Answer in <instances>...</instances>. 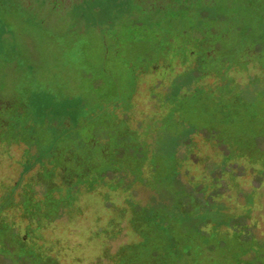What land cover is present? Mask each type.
I'll list each match as a JSON object with an SVG mask.
<instances>
[{
    "label": "rangeland",
    "instance_id": "374dc122",
    "mask_svg": "<svg viewBox=\"0 0 264 264\" xmlns=\"http://www.w3.org/2000/svg\"><path fill=\"white\" fill-rule=\"evenodd\" d=\"M230 2L239 29L207 60L201 35L169 36L177 22L162 35L124 17L129 0H0V87L17 97L0 130V264H264V67L237 63L264 47V0L206 3L215 17ZM82 117L100 125L73 149L53 126ZM107 144L72 183L41 180Z\"/></svg>",
    "mask_w": 264,
    "mask_h": 264
},
{
    "label": "flooded vegetation",
    "instance_id": "af4514ba",
    "mask_svg": "<svg viewBox=\"0 0 264 264\" xmlns=\"http://www.w3.org/2000/svg\"><path fill=\"white\" fill-rule=\"evenodd\" d=\"M170 0H133V3H131L129 6H127L123 11H126L129 9L128 12L134 11V14L137 15V11H141L143 14L147 16L148 19L153 20V22H156L158 24L163 25V29L161 32H167L165 30L167 28V24L169 21L177 22L178 28L177 31H171V34L169 36H173L177 40H189L190 42L193 43L194 38L197 35H201L202 38L205 40V43L207 45L206 51H205V58L207 60H212L215 56V51L218 49V45H221L222 41H230L231 40V33H234V28L236 30L239 29V21L240 19L237 18L238 20V25H234V20L230 19V15L234 16L236 10L233 7V4L230 2L231 6L229 7L230 9L233 7L234 11L225 13V12H219L218 14L215 15V17L210 15L209 11V4L203 3L200 5V9L198 8L199 11L192 9H186L187 12L192 13L195 12V20L190 22L189 20L184 19L183 20H171L169 19V13L172 11L170 10L169 12L164 10L166 2L168 3ZM209 1L210 3H214L215 1L219 0H206L205 2ZM232 1V0H230ZM169 6V3H168ZM122 8V7H121ZM170 8H175L170 5ZM180 8V7H179ZM232 9V10H233ZM162 16H161V14ZM61 17L58 20V25L60 28L64 26V21L66 20V15L64 12L60 13ZM124 17H127V15H123ZM166 18V19H165ZM242 22V20H241ZM184 24V25H182ZM189 24V25H188ZM233 30L231 31V29ZM158 31V33H161ZM169 33V32H168ZM167 34V33H166ZM107 40H109L107 38ZM106 40V41H107ZM214 50V55L213 57H209V51ZM110 49H107L106 47V53H109ZM243 55L249 56V55H254L258 59H260L262 66L264 67V59L262 56H264V47H260L259 44L256 43H246V46L243 49V52L241 56L237 59V63L241 64L243 63L241 61V57ZM155 63V62H154ZM218 63L220 65H225L226 60L224 58H221ZM9 65V76L10 78L16 79V71H15V65L12 63H7ZM154 67V65L152 66ZM3 69L0 67V77ZM1 85V84H0ZM17 101V97L15 93L13 94H6L5 92L2 91L0 87V130L3 129L7 124L8 121L5 118V113L10 112L11 109L15 106V103ZM107 115V113H106ZM81 120H84L85 123L82 122H69L66 121L64 124H54L53 127H55L57 130V137L61 141L64 139L69 140L71 145L73 146V149H78L75 144L78 138L81 141H84L87 146H92L95 142V130L99 127L100 121L98 118L95 120L89 121L85 120L84 117H82ZM79 131V132H78ZM78 133H80V136L77 137ZM93 140V141H92ZM80 144V143H79ZM108 146V151L104 154V146L102 147L100 153L95 156L91 161H88L86 158H84L81 153L77 152L73 154V157H69L66 155H62L60 158V161H58V171L59 175L58 178L56 179L54 177L50 178H44L42 177V181L47 184L48 187L54 188L58 182L61 181L65 184H70L73 182V180L76 177H82V175L87 172L90 168L91 165H100V163L107 159L109 157V145ZM53 151L56 153L58 152V147L54 148ZM57 156L59 155L58 153L56 154ZM67 162V163H65ZM71 163V164H70ZM79 165V169L74 170L72 166ZM47 171V169H45ZM55 181H54V180ZM51 180V181H50ZM52 182V183H51Z\"/></svg>",
    "mask_w": 264,
    "mask_h": 264
},
{
    "label": "trees",
    "instance_id": "16d2710c",
    "mask_svg": "<svg viewBox=\"0 0 264 264\" xmlns=\"http://www.w3.org/2000/svg\"><path fill=\"white\" fill-rule=\"evenodd\" d=\"M199 1V4L201 5V4H203V3H206L205 1L206 0H198ZM132 2L129 0V3L128 4H131ZM170 4H172V6L173 7H175V6H179L180 8L182 7V8H184L185 10L186 9H192L193 7L195 8V6L194 5H196V7L198 6V4H196V3H194V1L193 0H170ZM199 5V6H200ZM123 8L124 7H122L121 9L123 10ZM128 11H129V9H127ZM123 11L122 12V14L123 15H127V17H129V16H132V17H130V18H134V16H135V14H134V11H131V12H128V11ZM197 11H199L198 9H197ZM196 12V11H195ZM195 12H193L192 11V13H194V15H195ZM161 14V13H160ZM170 15H169V19H171V20H183L184 21V19L182 18V11H181V9H178V8H175V9H172V11L169 13ZM161 16H162V14H161ZM166 19V18H165ZM151 21V23L149 24V27L151 28L152 26L153 27H156V28H154L156 31H162V29H163V25H161V24H158V23H156V22H153V20H150ZM182 25H184V24H182ZM160 29V30H159ZM160 31V32H161ZM162 35H164L163 33H161ZM107 115L108 116H110V114L109 113H107ZM259 148H260V146H258ZM227 213V212H226ZM234 217V216H233ZM231 219H229L230 221H232L233 219H232V216L230 217ZM208 221H212L211 219L209 220L208 219ZM241 241V242H240ZM257 243V241L256 240H254V243L251 245L252 247H255V244ZM245 244V240L244 241H242L241 239H239V241L237 240V239H235V242H234V247H236V248H240V247H242L243 245ZM127 251H128V249H127Z\"/></svg>",
    "mask_w": 264,
    "mask_h": 264
}]
</instances>
